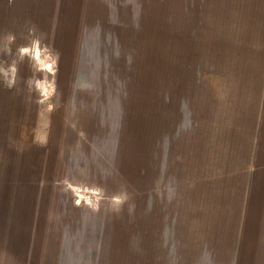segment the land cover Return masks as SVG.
<instances>
[{
  "label": "rangeland",
  "instance_id": "374dc122",
  "mask_svg": "<svg viewBox=\"0 0 264 264\" xmlns=\"http://www.w3.org/2000/svg\"><path fill=\"white\" fill-rule=\"evenodd\" d=\"M167 211L264 217V0H0V264H139Z\"/></svg>",
  "mask_w": 264,
  "mask_h": 264
},
{
  "label": "crops",
  "instance_id": "0c3cea01",
  "mask_svg": "<svg viewBox=\"0 0 264 264\" xmlns=\"http://www.w3.org/2000/svg\"><path fill=\"white\" fill-rule=\"evenodd\" d=\"M257 215L162 212L155 232L142 236L139 264H264V217Z\"/></svg>",
  "mask_w": 264,
  "mask_h": 264
}]
</instances>
